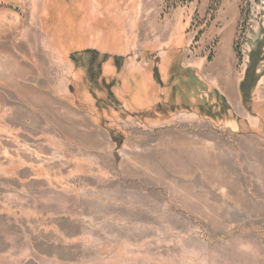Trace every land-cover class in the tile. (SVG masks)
Masks as SVG:
<instances>
[{"label":"rangeland","instance_id":"1","mask_svg":"<svg viewBox=\"0 0 264 264\" xmlns=\"http://www.w3.org/2000/svg\"><path fill=\"white\" fill-rule=\"evenodd\" d=\"M248 3L0 0V264H264Z\"/></svg>","mask_w":264,"mask_h":264},{"label":"trees","instance_id":"2","mask_svg":"<svg viewBox=\"0 0 264 264\" xmlns=\"http://www.w3.org/2000/svg\"><path fill=\"white\" fill-rule=\"evenodd\" d=\"M190 1H193V0H190ZM240 2H241V7H242V22H243V27H246L247 22H248V19H249V14L251 12V6L248 3V0H240ZM236 53H237L238 59L239 60H242L241 45H238L236 47ZM97 76L99 77V74ZM257 79H258L257 77L254 79V82H253L252 86H250L249 83H248V87L247 86L245 87V85H244L245 83L242 84L241 85V90L243 91V93L245 92L246 89H251V87H253L254 83H256ZM219 97H220V100H221L223 106L225 107V111H228L229 105H228L226 99L224 97H222V96H219Z\"/></svg>","mask_w":264,"mask_h":264}]
</instances>
